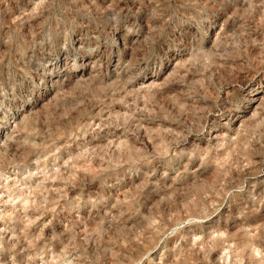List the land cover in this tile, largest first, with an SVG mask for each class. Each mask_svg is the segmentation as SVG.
I'll list each match as a JSON object with an SVG mask.
<instances>
[{"label": "rangeland", "instance_id": "1", "mask_svg": "<svg viewBox=\"0 0 264 264\" xmlns=\"http://www.w3.org/2000/svg\"><path fill=\"white\" fill-rule=\"evenodd\" d=\"M0 264H264V0H0Z\"/></svg>", "mask_w": 264, "mask_h": 264}, {"label": "bare ground", "instance_id": "2", "mask_svg": "<svg viewBox=\"0 0 264 264\" xmlns=\"http://www.w3.org/2000/svg\"><path fill=\"white\" fill-rule=\"evenodd\" d=\"M120 45V44H119ZM125 69V68H124ZM258 93V92H257ZM263 95V94H262ZM262 96H260V98H261ZM257 104V103H256ZM258 104H260V103H258ZM259 106V105H258ZM255 107V106H254ZM257 108V107H256ZM208 139V138H207ZM133 218V217H132ZM203 226V225H202ZM221 251V250H220Z\"/></svg>", "mask_w": 264, "mask_h": 264}]
</instances>
